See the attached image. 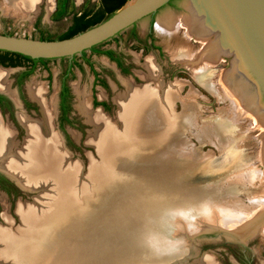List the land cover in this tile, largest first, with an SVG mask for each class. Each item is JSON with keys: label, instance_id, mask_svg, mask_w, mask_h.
I'll list each match as a JSON object with an SVG mask.
<instances>
[{"label": "bare ground", "instance_id": "obj_1", "mask_svg": "<svg viewBox=\"0 0 264 264\" xmlns=\"http://www.w3.org/2000/svg\"><path fill=\"white\" fill-rule=\"evenodd\" d=\"M17 2L18 0H5L4 7L16 13L29 12L37 8L40 0ZM218 7L220 3L217 0H194V5L189 6L194 10L192 20L195 25L192 29L195 33L211 36L217 27L222 28L219 31L222 35L215 42L214 39L211 40L210 43L213 44L207 51L221 57L224 46L233 48L239 46L240 41L237 34L229 32L232 31L231 19L222 15ZM198 12L203 13V16L200 17ZM167 23L169 25V21ZM161 24L157 28L167 30ZM171 27L173 31L176 26ZM175 57L199 79L203 78L208 67L204 55L183 48ZM153 65L151 61L146 64L150 76L155 74ZM8 73V70H0V90L16 98V93L10 88ZM228 76L238 94H234L231 100L236 104L240 101L237 109L241 112L247 109L255 120L264 122V111L257 104L249 85L236 73L235 68L230 70ZM182 83L179 80L169 84L160 83V86L155 87L136 85L126 80L125 92L119 93L115 99L118 104V119L115 123L102 113L101 108H98L101 112L91 110L87 92L78 89L76 92L79 94V109L94 125L87 141L94 145L101 159L99 163L91 160L87 171H82L81 160L72 159L71 151L55 128V96L51 101L46 99L44 84L35 80L30 82L28 93L40 103L43 118L34 120L20 114L27 129L21 146H17L13 140L12 127H4L0 121V168L25 189L44 190L34 201H20L17 204L16 212L21 222L19 226H12V217L7 212V206L5 207L3 217L8 226L0 224V262L6 264L10 259L11 264H171L181 262L183 255L197 254L195 260L200 264H216L208 253H204L200 259L201 252L197 253V249L191 251L180 247L181 242L178 239L184 236L180 232L176 236L173 234V227L169 223L174 219L170 220V211L175 207L183 209L193 204L204 210L200 214L206 216V222L199 223L198 219L194 221L189 216L186 223V230L197 231L191 237L193 240L200 236L201 231H216L229 238L243 240L252 228L263 223L262 195L250 197L249 204L236 196L234 203L223 198L228 204L226 206L215 198L221 197V194L215 197L206 194L201 197V184L205 178L193 177V170L200 164H208L205 161L213 155L211 151L203 152L200 148L192 154L189 153L191 147L189 152L184 151L191 143L188 132L190 122L193 121L192 113L195 112L192 111L194 96L191 98L190 95H196L198 91L192 90L194 94L189 93L190 95L183 97L180 94ZM216 85L218 84L210 82L207 86L215 93L218 88ZM178 98L184 106L180 114L174 111V101ZM224 121L227 120L219 119L212 127L202 125L197 130L196 137L202 143L209 138L212 143L213 139L209 134L214 130L218 139L216 145L225 148L230 144L233 148L237 138L226 126L229 122L225 125ZM234 150L235 148L232 153H225L230 158L220 165L222 170L228 163L240 158L236 157L239 152ZM210 160L211 158L207 161ZM243 167L233 168L228 172L235 173L234 171ZM262 175L257 168L250 169L228 176L224 183L229 187L238 180L241 184L254 185ZM114 178L116 180L113 182ZM223 187L225 185L220 189ZM229 189L231 190V186ZM229 189L225 192L230 193ZM92 192H96L98 201L92 197ZM190 193L197 197H189ZM231 202L234 208L228 207ZM126 204L139 209L138 225L134 227L138 237L126 236L122 228L121 234L127 238L122 237L118 241L119 231L123 227L121 224L124 222L120 220L118 223L114 220L111 215L114 211L112 206ZM261 205L263 208H260ZM258 208L261 214L256 216L254 211ZM177 226L180 224L177 223Z\"/></svg>", "mask_w": 264, "mask_h": 264}, {"label": "rangeland", "instance_id": "obj_2", "mask_svg": "<svg viewBox=\"0 0 264 264\" xmlns=\"http://www.w3.org/2000/svg\"><path fill=\"white\" fill-rule=\"evenodd\" d=\"M76 2H78V4H76ZM100 3L101 0H40L36 9L34 8L29 12L27 11L23 13H19L18 11L17 14L14 11L6 10L4 7L5 0H0V33L21 35L31 38H39L41 36L60 39V37L67 31L66 29L71 22L74 13L78 11L85 12L88 10H98ZM49 5L52 7H49ZM187 6V0H176L175 6L167 5L160 9L154 18L148 16L138 22L136 31L142 41L146 39L152 22H156V35L158 36V41L164 45L162 46L163 51H159L157 48L152 46H142L140 43H138V40L133 37L135 30L133 27H131L122 31L117 37L108 40V42L106 41L107 44H105V46H99L94 50H87L86 56H83V54H78L74 60L72 57H62L56 59L47 58L46 65H48L49 69H46L43 63H39L34 72L28 78V84L31 80H35L44 84L47 92V94H45L46 99L51 101L55 96L57 109V94L60 90V85L64 79L67 78L66 81L70 85L71 92L73 93L72 110L69 114L73 123H65V129L63 130L59 127L58 123L56 124L54 121L56 124L55 128L57 126V131L60 132V134L65 138V145L71 151L72 159L81 160L83 164L82 171H87L91 160L97 161L99 163L101 159L94 145L88 143L87 141L88 136L94 129V125L88 121L87 116L79 109V94L76 92L78 89L87 92L86 95L88 96V105L91 107V110L100 111L98 108H101L102 113L106 115V117L111 122L115 123L118 119L116 116L118 104L115 99L119 93L125 92L126 80H130L136 85H151L155 87L156 85L157 87L160 86V83L169 84L179 82L180 80V82H183L180 87V94L183 97H186L194 90L200 92V95L198 92H196V95L198 96H196L194 93H192L194 95L189 94L191 98L194 96V109H192V111L195 112L192 113L193 121L190 122L191 124L188 132V138L190 139L191 143H189L190 145H188L184 151L186 150L185 152H189L190 147L192 151L189 152L190 154L196 152L199 148L203 152L211 151L213 157L214 155L215 157L213 158L211 156L210 161H207L210 159L208 158L205 161L208 163L216 160L218 156H222L225 153H232L233 148H235L236 152H239L237 153L236 157H240H237L236 161L228 163L224 170L218 168L217 171L215 170L216 172L213 174L214 176L212 175L211 177L205 178V181L201 184V197L205 196L206 194L210 196L213 195V197L221 194V197L215 198L220 200L219 203L222 205H228L224 202V200L233 201L234 199L235 201L236 197H239V199L241 198L243 202L245 201L246 204H249L250 197H260L261 195L264 196V122L258 119L255 120V118H253L252 115L248 113L249 110L247 109L242 112L239 111L236 106L238 103H240V101H237L238 103L236 104L233 102V100H231L232 97H234V94H238L234 89V83L229 79L228 76L230 72L228 69L231 66L230 59L225 56L220 57L219 54L214 55L211 53V55L207 52L208 48H210L213 44V42L210 43L213 37L208 36L207 34L203 35L195 33L193 31L192 28L195 25V22L192 20V13H194V10L190 8V11L187 10ZM167 21H169L170 27ZM158 24H161L163 28L165 27L170 31L172 29L171 26L176 27L173 31L169 32V30L167 31L165 29L157 28ZM180 26H183L186 32L180 31L177 33ZM192 37L194 38L192 39ZM195 38L198 39V41H196ZM183 48H188V50L190 49L191 52L194 53L198 52V55L201 54L207 58L208 67L204 71L202 79H199L197 75L193 74L191 69L186 65H182V63L176 60V53ZM104 49H113L122 55L125 64L129 67L128 72L124 73L119 67L116 66L115 62L110 61L107 55L103 52ZM1 56L6 57V55L0 51V57ZM12 58L15 60V62H17L16 65H0V70H8L9 82L10 79H12V77L15 75L16 67L18 68V66L24 65L23 58L17 56H13ZM87 58L90 60H86ZM10 60V56H7L6 62H9ZM149 61L154 63L153 73L155 74H151V76L149 74L150 70L146 66ZM183 66H186L189 71H187ZM69 70L70 73L68 74ZM50 78H52L51 83L50 86L47 87ZM205 81L208 82L206 83ZM210 82L218 84L216 85L218 88L215 93L207 86ZM95 100H98L100 104H94ZM103 101L107 102V107L101 104ZM183 110V102L179 98L176 99L174 101V111L177 114H180L183 112ZM56 114L57 113H55V116ZM219 119H226L227 121H224L225 125L227 122H229V124L226 126L229 127L231 131H233L232 134L235 138H237L233 148L230 146V144L225 146V148L216 145L218 143V139L215 135L216 133H214V130L213 133L211 131L209 134L211 139H213L212 143L209 138L202 143L200 140H198V137H196V132L202 125L206 124L209 127H212V124H216V121ZM224 157L226 159L224 160L223 158L224 161H219V163L222 162L225 164L230 158L229 155ZM240 166L244 167L241 170L234 171L235 173H232L233 171L228 172L233 168ZM255 168H257V170L263 175L261 176V179L258 178V182L254 185L241 184L238 180H236L234 185L230 184V190V186L227 187L226 185L228 184L224 183V179H226L228 176L231 177L239 172H245ZM116 178H114L112 181L114 182ZM220 183L223 184L220 185ZM222 185H225V187L220 189ZM87 186L88 190H90L91 187L89 186L88 182ZM224 188L229 189L231 194L226 193V189L224 190ZM40 189L39 191L36 190V192L22 190V193H19L18 196L14 198V200L9 198L5 193L0 192V224L8 226L6 219L3 217V214L6 211L5 207L7 206L9 210H7V212L10 217H12V226H19L21 222L16 212L17 204L20 201H34L35 197L40 195L42 190H44L42 188ZM191 193L189 197H197ZM92 195V197L98 201L96 192H94ZM177 197L178 196H174V198ZM223 198L225 199L223 200ZM233 203H229L228 207L230 208L231 206V208H234ZM198 206L199 205L193 204L191 207L186 206L183 209H178L175 207L169 213V215H172L170 216V220L174 219L173 222L169 223V225L173 227V234L175 235L176 233L180 232L179 234H183L182 236H184L183 238L180 237L178 239L181 242V246L179 245L180 247H185V249L191 251L197 249V253L198 251L201 252L200 259L204 253H208L215 260V262H217L216 264H241L236 254L240 255L243 253V249H245L243 247V243H245L246 248L250 250L251 255L254 257V263L264 264V217L261 219L263 223H260V225L254 229L252 228V231L250 230L247 233V236H245L246 239L244 237L243 240L239 239L240 242L239 240L237 241L235 239L229 238L216 231H201L202 235L200 234L196 240H193L191 237H193L197 231H195V229L186 230V223L189 220V216L194 221L198 219L199 223H201V221L206 222L205 220H207L206 216L200 214L202 212L204 213V210H201ZM112 207L114 211L111 215L114 220L118 223L120 220L124 222L121 224L123 227H121L119 231L118 241H121V238L125 237V235L138 237V232L134 229V227L138 225V207L129 204L121 206L116 205ZM260 208H263V206L261 205ZM260 208H258L257 211H254L256 216L261 214ZM177 223H179L180 226H177ZM166 224L168 225V223ZM122 228H124L123 231L125 235L121 234ZM184 234H187L188 236L186 237ZM126 238L127 237H125V239ZM124 241L127 242V240ZM183 256L184 258L181 262L176 261L172 262L171 264H181L186 262L187 259L191 260L189 264H194L192 263V260H195L197 254ZM200 259L199 261L201 262ZM5 263L11 264L12 261L8 259ZM0 264L3 263L0 262Z\"/></svg>", "mask_w": 264, "mask_h": 264}, {"label": "water", "instance_id": "obj_3", "mask_svg": "<svg viewBox=\"0 0 264 264\" xmlns=\"http://www.w3.org/2000/svg\"><path fill=\"white\" fill-rule=\"evenodd\" d=\"M170 1L129 0L106 20L62 39H39L0 33V50L20 53L33 59L74 57L110 40L146 17L158 13ZM187 1V10H189V6L194 5V0ZM217 1L220 3L219 12L232 21V31L229 32L237 34L240 41L239 46L232 45L233 48L224 46L221 57L230 59L231 66L228 70L235 68L236 73L249 85L257 104L264 111V0ZM198 13L200 17L203 16V13ZM217 28L211 33L214 41L222 35L219 34L222 28ZM63 141L65 144L64 137ZM224 156L225 154L218 156L216 160L208 164H200L198 168L194 167L193 177H211L221 167L222 162L218 163L225 159ZM17 183L20 185L18 181ZM22 189L36 191L24 187ZM190 261L188 260L185 264H189ZM192 263L200 264L195 260H192Z\"/></svg>", "mask_w": 264, "mask_h": 264}, {"label": "flooded vegetation", "instance_id": "obj_4", "mask_svg": "<svg viewBox=\"0 0 264 264\" xmlns=\"http://www.w3.org/2000/svg\"><path fill=\"white\" fill-rule=\"evenodd\" d=\"M175 1L176 0H171L167 5L168 6H175ZM156 14L157 13L150 15V17L154 18V16ZM137 25H138V23L134 24L131 27H133V29L135 30L133 37L136 40H138V43H140L142 46H145V47L152 46V47L157 48L159 51L160 50L163 51L162 46H164V45L158 41V36L156 35V31H157L156 22H152L151 28H150L149 32L147 33L146 39L144 41H142V39L140 38V36L138 35V33L136 31ZM131 27H129V28H131ZM180 31L184 32L185 28L183 26H180L177 33H179ZM118 35H116L115 37H117ZM193 38L194 37H192V39ZM195 40L198 41V39H196V38H195ZM105 44H107V43L103 42L99 45H96L95 47L98 48L99 46H105ZM89 50H94V48L92 47ZM108 50H112L113 54L108 53L107 52ZM86 51H84L82 53L83 56H86ZM103 51L107 55V57L109 58L110 61H113L116 63V66L119 67L121 71H123L124 73L128 72L129 67L125 64L124 58L122 55H120L119 53H117L113 49H104ZM8 56H10V58L12 57V55H8ZM75 57H76V55L74 57H72L73 60ZM23 60H24V65L18 66V68L16 67L15 75L12 77V79H10V88H12V90L16 93V98H13V96L10 95L8 92L0 90V121H1V124L4 127H8V126L12 127V130L14 131L13 140L19 146L22 145V143L24 142V139L26 138V135H27V129L21 121L20 114L22 115V113H23L28 118H32L34 120H37V119L40 120L43 118V112H42L40 103L36 99L32 98L28 93V90H27L28 78L34 72L35 68L37 67V65L39 63H43L45 68L49 69L48 65H46V62L44 63V62L38 61L34 64V62H32V61H29L26 59H23ZM86 60L89 61L90 59L87 58ZM9 62H5L2 64H10ZM183 67L187 71H189V69L186 66H183ZM69 73H70V70H69L68 74ZM51 79L52 78L49 79L47 87L50 86ZM66 80H67V78H65L64 81L62 82V84L60 85V90L57 94L58 107L56 109L57 114H56L55 120H54L55 123L56 124L58 123L59 127L63 130L65 129V126H64L65 123H69V124L73 123V121L69 115L71 110H72L73 93L71 92L70 85L68 84V82ZM64 87H66L68 89V93H67V97H66V99H67L66 103L69 105V108H68L67 112H65V110L62 108V96H63L62 94H63ZM45 94H47V92ZM94 104H100V103L98 100H95ZM101 104L105 107H107V105H108L107 102H105V101L101 102ZM58 109H59V111H58ZM41 116H42V118H41ZM5 123H8V124H5ZM56 128H57V126H56ZM11 177H12L11 175H9L8 173H6L5 171H3L0 168V192L5 193L9 198L14 200V198L16 196H18L19 193H22L21 191L23 189H22V187H20V185L17 183V181ZM9 207H10V205H9ZM243 245H244L243 247L245 248V249H243V253L240 255L236 254V256L240 260L241 264H255L254 263V257L251 255L250 250L248 248H246L245 243H243Z\"/></svg>", "mask_w": 264, "mask_h": 264}, {"label": "trees", "instance_id": "obj_5", "mask_svg": "<svg viewBox=\"0 0 264 264\" xmlns=\"http://www.w3.org/2000/svg\"><path fill=\"white\" fill-rule=\"evenodd\" d=\"M127 1L129 0H101L102 5H103V12H97L94 13L91 17L86 18V16L89 14L88 12H83L80 16L75 17L74 18V22H73V26L70 27L61 37L62 38H67V37H71L75 34H77L78 32L84 31L90 27H92L93 25H96L104 20H106L107 18H109L115 11H117L119 8H121ZM94 49H96V47H93ZM1 52H3L5 56H1L0 57V64L5 63L7 56L8 55H12L13 56H17L29 61L34 62V64L38 61L41 62H46L47 59L45 58H40V59H33L29 56L20 54V53H16V52H11V51H3L0 50ZM104 52V51H103ZM110 54H113L112 50H108L107 51ZM11 57L10 60V64L11 65H16L17 62H15V60ZM34 69V68H33ZM67 93H68V89L66 87H64L63 89V96H62V108L65 110V112L68 111L69 105L66 103V97H67Z\"/></svg>", "mask_w": 264, "mask_h": 264}, {"label": "crops", "instance_id": "obj_6", "mask_svg": "<svg viewBox=\"0 0 264 264\" xmlns=\"http://www.w3.org/2000/svg\"><path fill=\"white\" fill-rule=\"evenodd\" d=\"M76 4H78V2H76ZM98 7H99L98 10H94V11H90V10H88V11H85L86 13H87V12L89 13V14L86 16V18L91 17L94 13H97V12H99V11H100V12H103V5H102V2L100 3V6H98ZM82 13H83L82 11H78V12H76V13L73 14L72 20H71V22L69 23V25H68V27H67L66 30H68L70 27L73 26L74 18L80 16ZM45 35H46V34H45ZM39 39H56V38H48V37H41V36H40Z\"/></svg>", "mask_w": 264, "mask_h": 264}]
</instances>
